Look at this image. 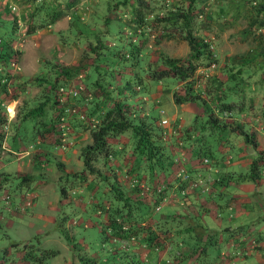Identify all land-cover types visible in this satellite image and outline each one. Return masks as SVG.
<instances>
[{"label":"rangeland","instance_id":"obj_1","mask_svg":"<svg viewBox=\"0 0 264 264\" xmlns=\"http://www.w3.org/2000/svg\"><path fill=\"white\" fill-rule=\"evenodd\" d=\"M60 1L59 5L63 9H66L65 0ZM197 1V7L201 12L196 17L194 33L196 35H202L209 41L215 60H213V68L203 72V67H199L194 72V75L202 74L203 76L201 78L213 75L222 76L225 67H231L233 70L240 67L242 75L247 76L245 78L247 82H243V84H246L243 92V102L246 109L242 113H239V115L236 113H222L221 117L227 122L234 123V121H243L245 124H250L249 127L255 135L256 148L264 151V0ZM100 2L105 3V0H78L74 8L78 18L77 20H74L71 14H68V8L67 14L56 19L53 23L38 27L34 32L27 34L25 33V28L30 19L28 15L33 8V0H0V17L4 19L0 22V36L2 38L12 36L10 39L11 53L6 58V67H9L10 64L12 66L6 70L9 73V78L7 79L5 89L0 92L1 105L4 104V108L2 109L5 110V113L3 112L4 110H0V112H3L2 115H4V120L0 123V172L4 173L5 170L9 172L8 175L5 174L8 178L2 189L3 193L1 192L0 195L6 199L0 197V211H2L0 214V264H8L9 261H14L16 264L18 252L25 251L26 249L38 252V264H89L90 261L98 260L100 262L99 264H116L113 259L115 256L109 254V248L111 247L109 243L111 241L109 240V243L107 242L105 232L110 233V231L102 219V212L107 214L106 211L109 212L112 210L111 206H115L116 203L119 204L121 200L112 195V189L108 188V182H105L104 179L108 175L111 176L108 173L115 171L113 170L114 166H117L116 168H120L123 171L131 169L132 173L130 174L128 171L124 176L119 173L120 170H116V176L118 175V177L115 179L120 184L123 182L126 186H130L128 179L133 176L135 162L132 160L129 145H124V147L121 146L119 148L120 145L115 144L113 148H119H117L118 153L115 156H111L108 159L105 158L104 162L101 160L94 161L95 172L89 173L84 170V179H79L74 174L68 173L66 169L72 163V165H75V167L72 166L74 169L73 172L75 171L77 173L83 170L79 153L80 148L90 142V135L88 126L85 127L82 121L79 122V120L83 119L78 118V114L81 112L84 113L85 104L77 99L74 102L71 101L72 103L65 104L71 105L74 103L77 113L71 112L64 114L65 117L63 119L67 123V128L63 127L64 130L61 129V131L57 130L54 124H52L51 115L54 117L55 114L54 119H56L54 122H56L58 117L56 114L58 111L56 112L45 108L42 117L38 113L29 115L27 112L28 107L39 99H42L43 96L41 94L44 84H37L35 81H26L27 78H23V68H29L31 64H33V68L35 67L34 65L38 67L35 74L28 77V79H33L34 76L38 75L48 76L51 74L52 69L59 66H80L78 77L72 78L68 82V85L76 81H80L83 84L80 78L85 75V70H88L87 65H90L94 60L95 52L92 51L91 46L94 45L95 38L91 34L84 36V34L79 32V26L84 29L94 26L95 30L89 33L99 32L102 42L107 43V45L101 47V57L99 60L107 66V71L111 70L113 72V78L116 81H118L125 67H131V69H137L143 81L148 83L150 87L149 91H138L137 95L132 97L140 103V108L143 111L149 108L151 114L158 115L159 117L165 116L168 119L171 118L172 113H182L181 117L178 118L182 122L172 121L170 124L166 122V126H164L165 132L162 137L168 140L169 133L172 138L170 143L167 144V146H170L168 148L169 150L178 151L181 147L178 139H182L184 129L194 125L192 123H194L195 113L182 109L172 99V91L174 89H180L181 81L176 82V79L172 76H163L159 80L150 77L145 78V72L141 67V63L132 65V59L136 53L135 48L138 46V37H135L136 40L131 41L127 33V26L113 17L115 16L126 21V10L118 9L115 12H111V19L103 23L102 15L107 10L104 6L102 7L100 5ZM184 2L185 0H164L165 6L159 13H170L173 11L174 5ZM151 12L153 13L155 11ZM12 19L13 22H10ZM37 24L38 21L35 20V25ZM105 27H107V30L101 33L100 30H104ZM159 33L160 30L158 28L150 30L145 40L147 46L139 48L141 53L146 51V59L150 62V66H160L156 61L159 54L172 57L186 55L188 51L187 43L177 32H172L171 36H159ZM125 53L127 57H124ZM141 61L142 57H140ZM101 71L100 68L99 72ZM92 73L93 76L97 75L94 70H92ZM204 79L198 81L196 78L194 86L196 87L198 83L200 86H203L205 83ZM21 80L22 84L20 82ZM159 86L160 89H158ZM156 88L157 93L153 101L150 98V92H155ZM81 92L90 96L92 89L90 86L85 88L83 85ZM60 103L58 101V106ZM9 105L12 106L11 112L7 109ZM248 119H252L253 122L251 123L249 121L246 123ZM95 121V118L87 117L83 120L87 125H92ZM43 125L46 126V129L42 131ZM177 125L180 126L179 134L177 132L173 133L172 129V127H176ZM182 125L186 127L183 128ZM72 127H78L75 131L80 132L78 137L81 138H79V143L74 147L76 153L70 154L69 156L72 160L67 163H62L56 154V149H53L50 144H55L56 142L54 141L59 139L63 145L61 147L59 145L60 143L57 144L61 147V151H66L67 146V150H69L71 143L67 135L70 136L72 133ZM231 133L234 132H227L228 135H232ZM36 135L44 139V136L47 135L53 139V141L50 140V144L46 147L48 151L45 154L40 153L42 158H39L40 154L36 147L38 145ZM122 137L121 142L125 143L127 137L124 134ZM238 142L241 141L226 138L225 145L221 149H228L229 145L231 146L233 143L237 145ZM19 144L26 147L28 145L31 146V155L24 156V162L26 160L30 162L31 158L38 154V160L36 162L42 163V167H39L38 163L35 162L33 167H38L37 179L45 180L43 181L45 184L41 188L38 186V195H36L34 189L30 188L28 194L30 200L28 204L22 205L18 201L19 207H15L19 209L18 211L23 210V212L11 216L7 215L5 206L2 203H4V200L7 203L10 200L16 202L19 199L20 193L23 192L21 187H19L18 179L13 175L16 164H19L16 163L18 160L15 158L19 155L3 150L2 146L8 145L10 150L18 151L21 148ZM208 144L211 155L218 157L217 163H219L220 168L234 169L232 160H234V153L237 151V148L231 146L228 151L223 153L221 149H218L215 137H208ZM249 147L250 149L252 148L251 146ZM185 151L188 152L186 149ZM246 151L247 156H254V152L251 150ZM34 158L36 159L37 156ZM224 158L228 159V161L230 160V162L224 163ZM109 161H111L113 167L107 166V164L110 165ZM80 164L81 167L75 169ZM63 168L66 169L64 170ZM236 173H244V171H239L236 168ZM166 175L169 176L168 174ZM262 175L263 181L259 186V192L254 194L256 205H253V208L255 210L251 209V211L254 213L252 214L253 217L260 215V217H257L259 221L255 218L252 219L253 226H256L254 232H260L261 235H264V172H262ZM147 176L148 174L146 173ZM162 176L161 173H158L157 176H154L153 182L155 180L158 182ZM172 178L176 179L174 177ZM187 183H185L186 186ZM199 183L202 184L201 181ZM61 186H64L67 195H61ZM105 187L108 188L105 190L107 193L103 192ZM142 188L139 187V189ZM147 189L148 187L145 185L143 191H147ZM190 189L187 186L188 192ZM128 190L124 188V191L127 193L130 192ZM191 192L196 193V191ZM137 193L133 191L129 194L131 196H137ZM4 194H8L7 198ZM159 195L163 199L164 193L163 195ZM61 197L63 198L62 202H57L59 210L53 211L50 209L52 211L51 215L53 214L56 217L55 220L52 222L46 221L45 215L50 212L47 205L48 200L56 201ZM172 197L176 198L175 196ZM65 198L70 199L64 201ZM108 200H110V203ZM33 202L36 204V207L32 208V210H36V208L37 210L32 215L30 212L32 210L29 207L33 205ZM99 207H102L101 211L97 210ZM4 218L11 219V223L6 225ZM72 220H75L76 223H73ZM144 220L140 224L145 223ZM37 228L38 232L36 231ZM223 235L226 234L223 233ZM219 242L221 248H223V239L221 238ZM165 248H169V246H165ZM51 249L55 250L54 254H45L47 250ZM219 249V245L218 247L211 245L207 248V255L205 254V256L211 257L215 252L216 254L224 255L221 252L223 249ZM176 254L178 255V253ZM126 262L133 264L128 259ZM186 263L194 264V261L188 258L184 264ZM217 263L220 262H213V264ZM135 264L143 263L137 261Z\"/></svg>","mask_w":264,"mask_h":264},{"label":"trees","instance_id":"obj_2","mask_svg":"<svg viewBox=\"0 0 264 264\" xmlns=\"http://www.w3.org/2000/svg\"><path fill=\"white\" fill-rule=\"evenodd\" d=\"M78 0H65L66 9H63L59 3L60 0H33V8L29 12L28 17L30 18L26 24L25 33H32L38 27L49 25L56 19L67 14H71L74 20H77L75 13V6ZM197 0H185L182 4L174 5L173 11L168 13H159L165 6L164 0H105V3L100 5L106 8L107 12L103 13V23L110 20L111 12H115L118 9L126 10V21L113 16L116 20L121 21L127 26V33L129 34L130 40H136L138 37V46H136V53L132 59V65L141 63V67L145 72V78H153L159 80L163 76H172L177 81H181L180 89H174L172 91V99L175 103L181 102H192L200 108L199 113L194 115L193 126L186 127L184 129V135L182 139H178V143L182 146L187 145L189 152L192 156L207 158V163H212L214 160H218V157L211 155L208 137H215L217 141L218 149L223 148L225 145L227 132H236L242 137L244 143L248 144L256 152L251 157L248 164V168L243 174H236L235 180L238 179H250L254 180L264 172V151L257 149L256 139L253 130L249 127L250 124H245L243 121L227 122L221 115L222 113H242L246 107L243 102V84L247 76L242 75L240 67L233 70L231 67H225L222 76H210L202 77V74H195L194 72L199 67L207 66L211 61L215 60L213 57L210 43L202 35H196L194 33L196 17L200 14L201 10L197 7ZM155 11V12H151ZM36 17V18H35ZM35 18V19H33ZM4 19L0 17V22ZM35 20L38 24L35 25ZM13 22V19L10 21ZM158 28L160 30L159 36H171L172 32H177L180 37L186 41L188 51L185 56L172 57L163 54H159L157 64L159 67L150 66V62L147 61V53L143 51L141 53L140 47L147 46L145 40L150 33V30ZM12 30V23H11ZM80 33L87 36L91 34L94 39V45L91 46L93 52H95L94 60L88 66V70H85V75L79 77L85 88L90 86L92 89L91 95L87 96L82 93L81 90L74 96L69 94L67 97V103H72L76 99L85 104L84 113L87 118H95L96 121L92 125H87L82 121L85 127L89 128L90 142L84 144L80 148L79 156L82 160L83 170L79 172H72L79 179H84V170L89 173L95 172L94 161L101 160L104 162L105 158H111L115 156L117 150L124 145H129L132 160L135 162L134 171L136 174L144 173L145 175L138 176L133 173L136 181L131 186H125L130 192L135 191L138 195L131 196L130 192H125L122 184L116 181V168L114 166L111 176L105 180L108 182V188L112 189V195L120 199V203H116L115 206H111L112 210L107 213V226L110 228L112 234H115V241H118V237L134 236L138 228L143 227L145 230V241L146 244L160 246L164 239L166 230L171 229V224L174 227H178L179 224L175 221L179 220L178 217L172 216L168 220H156L153 228L147 226H141L140 221L143 220L147 215L150 214L151 208L153 209L157 201L160 199V195H148L153 192V180L154 176L158 175V171L161 174H168L169 167L172 164V154L166 148L163 142V133L165 132L164 125L160 124L159 116L150 113L149 108L145 111L140 108V103L133 99L137 95L138 91L146 92L149 91L150 87L148 83L143 81L142 76L139 74L137 69H131V67H125L118 81L113 78V72L107 71V66L101 63L100 54L101 47L107 45L102 42L99 32L94 31L93 27H86L85 29L81 26L78 27ZM107 30V27L100 32ZM12 38H2L0 36V92L5 89L9 73L6 71L11 68L6 67V58L11 53V42ZM157 42V41H156ZM127 57V54H124ZM140 57L142 61L140 62ZM139 58V59H138ZM156 64V65H157ZM155 65V66H156ZM101 68V72L99 69ZM80 66L71 67H56L52 69L50 75H38L34 76L33 79H26L28 82L35 81L37 84L43 83L44 88L42 90V99H39L33 105L28 107V114L35 115L40 114L41 117L44 115L46 109L52 111H58L56 115L62 114L63 106H58V87L67 86L68 82L78 77ZM92 70L96 71L97 75L93 76ZM102 73V75H101ZM107 73V74H106ZM205 80L203 86L199 83L195 87V80ZM156 80V81H157ZM203 80V81H204ZM22 84V80L20 81ZM24 82V81H23ZM72 101V102H71ZM0 98V110L4 108V104L1 105ZM74 104V103H73ZM75 105V104H74ZM4 109H2L3 111ZM5 113V110L3 111ZM3 112H0V123L4 120ZM55 115V114H54ZM52 120L53 116L51 115ZM79 118V116H78ZM21 119V118H20ZM56 119V118H55ZM54 119V121H55ZM247 121V122H246ZM245 122L253 121L248 119ZM44 122V121H43ZM54 124V123H53ZM48 128V127H47ZM54 128V127H52ZM174 128V127H173ZM46 129L43 125L42 131ZM192 129V130H191ZM118 134H124L127 137L125 143L119 144L120 147L113 148V145L109 144V137H115ZM179 134V133H178ZM1 136V135H0ZM124 138V137H123ZM162 138V139H161ZM229 158V156H227ZM228 161V159H225ZM110 165L113 166L111 161ZM130 170L123 171L120 169V174L124 176ZM148 174L147 178L146 173ZM7 173L0 172V188H4L2 184H5L7 180ZM30 176L24 175L18 179L19 184L24 181L25 186L29 183ZM111 178V179H110ZM109 179V180H108ZM107 180V181H106ZM143 183L144 186L148 187L147 191H141L138 187L139 183ZM151 183V184H150ZM2 185V186H1ZM180 188H183L182 184H179ZM107 188V189H108ZM22 193H20L18 201L21 197L29 191L28 187H21ZM63 191V187L61 189ZM183 191V189H182ZM64 192V191H63ZM142 192V193H139ZM184 192V191H183ZM3 193V192H2ZM64 196V193H61ZM64 194V195H63ZM6 195V198L8 194ZM1 198H5L4 196ZM109 199V198H108ZM149 199L150 205L147 204ZM110 200H108L109 202ZM107 202V205H108ZM110 203V202H109ZM19 207V203L15 206ZM110 207V205H109ZM102 208V207H100ZM125 225L122 227L121 225ZM185 226H188V222ZM183 226V228L185 227ZM181 227V225H180ZM155 228V230H154ZM186 228V227H185ZM179 228H175L178 230ZM163 234V235H162ZM109 235H105V238ZM188 238H190V253H187L188 258L191 260L197 259L198 253L205 247V245L214 242L215 238H212L211 234L202 236V232H194ZM150 242V243H149ZM55 250H47L45 254H54ZM179 254V252H178ZM44 255V254H43ZM182 256V252L180 251ZM180 255H168L163 260L165 264H177L178 256ZM21 259H28L31 262H38V252L26 249L22 253ZM87 260V259H86Z\"/></svg>","mask_w":264,"mask_h":264},{"label":"crops","instance_id":"obj_3","mask_svg":"<svg viewBox=\"0 0 264 264\" xmlns=\"http://www.w3.org/2000/svg\"><path fill=\"white\" fill-rule=\"evenodd\" d=\"M4 1V0H3ZM9 4V3H7ZM36 62V61H35ZM33 64L29 68H23V78H28L33 76L35 72L37 71L38 67ZM33 68V69H32ZM34 70V71H33ZM160 89V86L159 88ZM157 93V88L155 92H150V98L153 100L155 99V94ZM154 101V100H153ZM179 104L182 109H186L188 111L199 113L200 108L196 106L194 103L186 101ZM7 109L11 112L12 106L9 105ZM160 113V112H159ZM180 113H172L171 118L168 119L165 116H160L158 119L165 117L167 122L170 124L172 121H178V118L181 117ZM55 117V115H54ZM54 117L52 120V124L54 123ZM75 118H77L76 115H74ZM78 119V118H77ZM182 122V121H181ZM251 123L253 121H250ZM184 124V123H181ZM166 126V125H164ZM183 126V125H182ZM263 126V123H262ZM186 126H183L185 128ZM56 128V127H55ZM76 128L78 127H72V135H67L69 138V142L71 143V146L68 149V146L66 147V151H61V147L63 146L59 139H56L55 144H50V140L53 141V139L49 138L47 135L44 136V138H41L39 135H36V141L38 142V145L36 146L38 148V152L45 154L48 150L46 147L48 144L52 145L53 149H56V154L60 158V162L67 163L70 162L72 159L69 157L70 154H75L76 149L74 148L77 143H79L78 134L80 132H76ZM173 128V127H172ZM54 129V128H52ZM232 135H227V139L232 138L238 142V144L231 145L235 148H237V151L234 153V160H232L234 169H228V168H220L219 163H217V160H213L212 163H202L198 157L192 156L189 152V147L185 144H182V147L184 149L185 159H184V166L186 171L188 172L191 179L199 180L202 182L200 186H196L193 189L186 190L185 193L180 192L179 184H182L183 182L179 181L174 175H173V167L172 164L169 167V176H163L160 177V180L158 182H153L152 185L155 186L153 188V192L148 193V195H157L158 190L156 189V186H162L163 185V191H160V194L163 195L162 200H158L156 204H159V208L157 211L153 210L151 208L150 214L144 218L145 223H141V226H147L149 225V228H153L156 220H168L172 216L178 217V221L175 222L179 224L178 227H174L171 224V229L166 230L164 234L163 242L160 246L157 245H151L146 244L148 242L145 241L144 236L145 230L143 227L138 228V231L135 232L134 236L136 237V241L134 244H129L127 248L123 249L120 248L118 241H113L109 243L108 237H106L107 242L111 244V247L109 248V254L112 256H115L114 262L116 264H129L127 261L130 260L135 264V262L139 261L143 264H165V261L163 260L168 255H174L179 252L178 255H180V251L182 252V256H178V263L177 264H184L188 257L187 253H190L191 247H190V238H188L191 234H194V232H202V236H206L209 233H211L212 238H215L214 242H211V244L205 245L203 250L198 253V258L193 259L194 264H213V262H220L217 264H264V235H261L260 232L255 233L254 228L256 226H253L252 219H256L257 221L260 215L252 216L251 209L253 208V205H256V198L254 197V194L259 192V186L262 184L263 181V175L260 174V176L256 177L254 180L250 179H238L235 180L236 174V168L239 171H246L248 168L249 161L251 157L247 156L246 150H251L255 153L252 148L246 144L243 143L240 135L234 133H231ZM122 134H118L115 137L111 138L109 137L108 142L111 145L118 144L122 141L121 137ZM123 138V137H122ZM163 138V137H162ZM161 138V139H162ZM164 144L166 145V148L168 149L170 146L167 144L170 143V140H172L171 135L168 133V140L166 138L162 139ZM119 141V142H118ZM60 143V144H59ZM5 144V143H4ZM59 144V145H57ZM121 144V143H119ZM21 148L18 151L10 150L8 145H4L3 150L18 154L19 156L15 159L18 160L19 164H16V167L14 168L15 177L17 179L21 178L24 175L30 176L28 185L25 186L24 181L19 184V187H28L31 189H34L36 192V195H38V186L41 188L43 187L45 180L43 179H37L38 176V167H33V164L38 163L36 162L38 160V154L34 155L30 162L26 160L24 162V156L31 155L30 150L31 146L28 145V147L23 146L22 144H19ZM119 146V145H118ZM229 145V147H231ZM120 147V146H119ZM221 149V151L224 153L225 151L229 150ZM60 148V149H59ZM35 149V147H34ZM33 149V150H34ZM188 150L187 151H185ZM169 150V149H168ZM172 154V157L174 153H177L176 150L172 151L169 150ZM253 153V154H254ZM68 155V156H66ZM6 156V155H4ZM37 158L35 159L34 157ZM39 158H42L41 154L39 155ZM230 156V155H229ZM7 157V156H6ZM223 161V160H222ZM35 162V163H34ZM224 163H229V161H226L224 158ZM9 165V164H8ZM38 166L42 167V163H38ZM72 166L75 167V165L69 164V168H63L68 173L73 172ZM81 167V164L77 166L75 169H78ZM113 167V166H112ZM117 167V166H116ZM116 169V168H114ZM242 169V170H240ZM35 170V173H34ZM120 170V168H119ZM37 172V173H36ZM136 177L144 176L143 173L136 174L135 171H133ZM4 173L9 174L7 170H5ZM112 173V172H111ZM108 173V174H111ZM132 172H130L131 174ZM159 173V171H158ZM243 174V173H239ZM176 178L173 179L172 177ZM244 175V174H243ZM160 176V175H159ZM118 177V175L116 176ZM75 179V178H74ZM73 179V180H74ZM135 176H131V184L134 183ZM136 181V180H135ZM123 188H126L125 184L121 183ZM151 184V183H150ZM4 186V184H2ZM1 185V186H2ZM175 185V187H174ZM206 186V187H205ZM63 187V191L61 190V193H64L66 195L67 191ZM3 188H0V195ZM107 188L105 187L104 193H107L105 191ZM128 189V188H126ZM183 189V188H182ZM191 191H196V193H192ZM63 194V195H64ZM35 195V197H36ZM62 195V194H61ZM150 195V199L151 198ZM223 195V196H222ZM175 196L176 198L172 197ZM1 197V196H0ZM68 197V196H67ZM220 197V198H219ZM70 198H65L64 201H68ZM219 199V200H218ZM35 200V198H34ZM63 198H58L56 201L48 200V209L50 212L49 214L45 215L46 221H54L55 216L53 214L51 215V210L58 211L59 205L57 202H62ZM5 206V212H7V215H14L22 211H18L19 209H16L15 206L18 204V200L12 201L10 200L8 203L4 202L2 203ZM147 204L150 205L149 199ZM1 207V206H0ZM36 204L33 202V205L29 208H35ZM51 209V210H50ZM37 210V208H36ZM36 210L30 211L33 215V212H36ZM101 211V208L99 209ZM255 210V209H254ZM258 210V209H257ZM25 211V210H24ZM2 211H0V214ZM102 219L104 220V223L107 224V214L102 212ZM1 216V215H0ZM209 218V219H208ZM4 223L6 225H9L11 223V219L4 218ZM142 221V220H141ZM140 221V222H141ZM139 222V223H140ZM188 222V226H185ZM181 225V227H180ZM183 226H185L183 228ZM175 228H179L178 230H175ZM41 230V229H40ZM155 230V228H154ZM38 232V228L36 229ZM207 231H209L207 233ZM225 233L226 235H223ZM162 234V235H163ZM223 236V237H222ZM223 239V248H221L220 245V239ZM166 241V242H164ZM145 244V245H144ZM169 248H165V246ZM213 246H220V249H223L221 252L222 254H216V252L211 256H205L207 255V248ZM23 251L18 252L16 264H38V262H31L28 259H21L19 258L22 255ZM226 253V254H225ZM95 254V253H94ZM96 255V254H95ZM228 255V256H227ZM227 256V257H226ZM226 257V258H225ZM217 258V259H216ZM88 260V259H87ZM89 261V260H88ZM98 261H90L89 264H99ZM40 264V263H39Z\"/></svg>","mask_w":264,"mask_h":264},{"label":"built area","instance_id":"obj_4","mask_svg":"<svg viewBox=\"0 0 264 264\" xmlns=\"http://www.w3.org/2000/svg\"><path fill=\"white\" fill-rule=\"evenodd\" d=\"M213 67H214V62L211 61L207 66L203 67V72H205V71H207V70H209V69H211ZM82 89H83V85H82V83L80 81H76V82L72 83L71 85H67L65 87L64 86H59L58 87V89H57L58 90V92H57L58 101L61 102L60 105L63 106V111H62V114L57 117V121L55 123V127H56L57 130L61 131V129H63V127L67 128V123L63 119V117H65L64 114H68V113H71V112L77 113V111H76L77 109H76L75 105H73V104L65 105V104H67V97L69 96V94H71L72 96L76 95ZM78 116H79V118H82L84 120L86 119V116L83 115V112L79 113ZM159 122L162 125H166L167 120H166L165 117H163V118L159 119ZM172 129H173V133H175V132L179 133L180 132V126L179 125H177L176 127L172 128ZM184 159H185V154L183 152V149L180 148L178 153L174 156V159H173V165H175L174 170H173V175L179 180L189 181L187 186L189 188H193V187L197 186L200 183H199L198 180H193V179L191 180L189 178V175H188V173H187V171L185 169V166H184ZM200 160H201L202 163H206L207 162V158L206 157H202ZM128 182H129L130 186L133 184V183L131 184V178L128 179ZM134 182H135V180H134ZM138 186L144 188V184L142 182L139 183ZM143 188L140 189V190L143 191ZM28 194H29V191L24 193V195L21 197L20 203L22 205H24V204L27 205L28 204V202L30 200L29 199L30 196ZM158 208H159V204H155L153 209L155 211H157ZM122 227H125V225L122 224ZM128 241L133 242V241H135V239H134V237H131V236H129V238L127 240L126 239H121L120 240L121 246L122 247H126ZM9 264H13V263H9ZM186 264H189V263H186Z\"/></svg>","mask_w":264,"mask_h":264},{"label":"clouds","instance_id":"obj_5","mask_svg":"<svg viewBox=\"0 0 264 264\" xmlns=\"http://www.w3.org/2000/svg\"><path fill=\"white\" fill-rule=\"evenodd\" d=\"M55 123H56V122H54V127H55ZM180 148H183V147L181 146ZM180 148H179V149H180ZM176 151H177V150H176ZM178 151H179V150H178ZM178 151H177V153H178ZM183 152H184V151H183ZM177 153H174V155H173V157H172V164H173L174 156H175ZM199 160H200V159H199ZM200 161H201V160H200ZM172 166H173V170H174L175 165H172ZM172 173H173V172H172ZM187 173H188V172H187ZM188 175H189V174H188ZM189 178L191 179L190 176H189ZM178 180H179V179H178ZM191 180H192V179H191ZM193 180H195V179H193ZM179 181H182V182L184 183V184H183V191H184V192L182 191V188L180 189V192L185 193V191L187 190V188H186L187 186L185 185V183H187V181H183V180H179ZM155 182H156V180H155ZM158 183H159V182H158ZM187 184H188V183H187ZM200 185H201V184H198L197 186H200ZM152 187L154 188L155 186H152ZM195 187H196V186H195ZM195 187H193V188H195ZM156 189L158 190V193L160 194V191H163V185L160 186V187H159V186H156ZM191 189H192V188H191ZM66 195H67V193H66ZM4 199H5V198H4ZM5 200H6V199H5ZM5 200H4V202H6ZM160 200H162V199L160 198ZM153 210H154V209H153ZM72 222H73V223H76L75 220H72ZM122 224H123V223H122ZM121 226H122V225H121ZM107 228H108V226H107ZM108 230L110 231V228H108ZM105 235H109V240H110L111 242L115 241V238H114L115 236H114V234L111 233V231H110V233L105 232ZM121 239H126V240H127L128 238H126V237H125V238H124V237H123V238H122V237H118V238H117V240H118V242H119V246H120V248H123V249L127 248L129 244H131V243L134 244V243H135V241H133V242L128 241V242H127V246H126V247H122L121 244H120V240H121ZM22 246H23V245H22ZM23 253H24V251H23ZM17 256H18V255H17ZM20 257H21V256H20ZM20 257H19V258H20ZM9 263H13V264H15L14 261H9L8 264H9Z\"/></svg>","mask_w":264,"mask_h":264}]
</instances>
